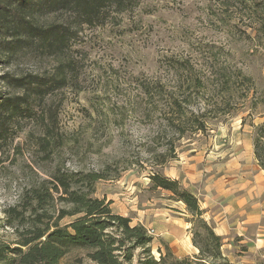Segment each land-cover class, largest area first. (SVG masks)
I'll list each match as a JSON object with an SVG mask.
<instances>
[{
    "label": "rangeland",
    "instance_id": "1",
    "mask_svg": "<svg viewBox=\"0 0 264 264\" xmlns=\"http://www.w3.org/2000/svg\"><path fill=\"white\" fill-rule=\"evenodd\" d=\"M131 5L110 10L100 25L79 27L58 56L33 49L9 56L0 32V96L22 95L10 79L64 78L61 88L33 104L32 117L13 125L10 140L0 142V241L15 240L2 210L61 169L102 176L92 196L152 238L147 253L136 247L125 264L158 259L165 248L171 251V240L185 245L175 230L189 215H178L181 205L169 192L151 189V174L200 190L233 152L245 151V140L253 152L255 127L264 125V45L250 39L240 6L227 11L218 0ZM36 19L70 22L61 14ZM41 142L51 144L50 155ZM181 251L188 253L171 251L166 264L198 253ZM58 264L94 263L85 251L72 249Z\"/></svg>",
    "mask_w": 264,
    "mask_h": 264
},
{
    "label": "trees",
    "instance_id": "2",
    "mask_svg": "<svg viewBox=\"0 0 264 264\" xmlns=\"http://www.w3.org/2000/svg\"><path fill=\"white\" fill-rule=\"evenodd\" d=\"M135 1L138 0H0V32L6 37L1 49L9 56L25 49L61 55L79 27L100 25L110 10L123 11ZM218 1L227 11L240 6L248 21L250 39L264 45V0ZM44 14H61L70 22L46 25L34 20ZM63 80L10 79L12 85L22 89V95L0 96V142L6 144L13 125L21 118L32 117L33 104L61 88ZM40 147L45 155L52 153L51 144L41 142ZM253 155L264 171V125L255 127ZM99 179V174L56 169L49 179L23 191L14 206L2 210L3 225L12 228L15 240L12 245L0 241V264H58L72 249L85 251L94 264H125L136 247L147 253L152 238L145 228L132 225L129 218L115 214L109 202L92 196L93 185ZM149 183L151 189L167 191L175 201L183 203L189 215L187 222L196 225L190 232L198 253L178 264H230L221 252L222 237L203 219L196 195L177 180L157 172L151 174ZM56 201L62 205L60 208H56ZM66 218L69 222L62 224ZM165 251L158 259L145 256L140 264H166V256L172 258L173 254L168 248Z\"/></svg>",
    "mask_w": 264,
    "mask_h": 264
},
{
    "label": "crops",
    "instance_id": "3",
    "mask_svg": "<svg viewBox=\"0 0 264 264\" xmlns=\"http://www.w3.org/2000/svg\"><path fill=\"white\" fill-rule=\"evenodd\" d=\"M244 152H233L201 189L191 185L189 190L199 200L204 219L212 224L216 235L223 238L221 250L233 264L264 263V172L257 165L251 144L245 140ZM235 146H231V151ZM215 171H213L214 173ZM197 184V183H194ZM178 215L186 217L184 205ZM189 224L184 221L176 234L181 233L183 244L171 240V251L188 253L192 246ZM172 233L171 235H173ZM178 251V252H177Z\"/></svg>",
    "mask_w": 264,
    "mask_h": 264
}]
</instances>
